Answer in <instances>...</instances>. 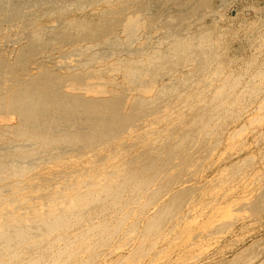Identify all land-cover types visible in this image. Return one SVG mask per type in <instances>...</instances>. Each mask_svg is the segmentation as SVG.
<instances>
[{
	"label": "bare ground",
	"instance_id": "1",
	"mask_svg": "<svg viewBox=\"0 0 264 264\" xmlns=\"http://www.w3.org/2000/svg\"><path fill=\"white\" fill-rule=\"evenodd\" d=\"M0 264H264V0H0Z\"/></svg>",
	"mask_w": 264,
	"mask_h": 264
}]
</instances>
